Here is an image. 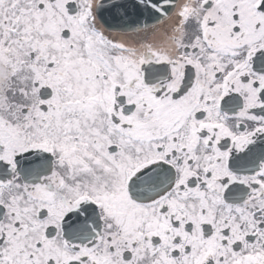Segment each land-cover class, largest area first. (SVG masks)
Returning a JSON list of instances; mask_svg holds the SVG:
<instances>
[{
  "label": "snow or ice",
  "instance_id": "1",
  "mask_svg": "<svg viewBox=\"0 0 264 264\" xmlns=\"http://www.w3.org/2000/svg\"><path fill=\"white\" fill-rule=\"evenodd\" d=\"M0 264H264V0H0Z\"/></svg>",
  "mask_w": 264,
  "mask_h": 264
}]
</instances>
